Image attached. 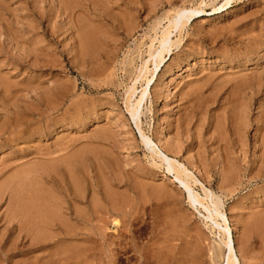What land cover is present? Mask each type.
Segmentation results:
<instances>
[{"label":"rangeland","instance_id":"1","mask_svg":"<svg viewBox=\"0 0 264 264\" xmlns=\"http://www.w3.org/2000/svg\"><path fill=\"white\" fill-rule=\"evenodd\" d=\"M223 4L0 0V192L28 164L71 160V189L85 198L73 205L89 216L72 218L77 241L66 244L77 259L89 248L80 264H224L225 236L150 156L128 112L151 79V41L194 9L203 13L172 34L138 127L204 186L189 179L203 205L212 211L206 190L220 203L238 264H264V0ZM11 203L2 194L0 247L15 233ZM60 245L28 256L47 263ZM2 253L0 264L25 259Z\"/></svg>","mask_w":264,"mask_h":264},{"label":"bare ground","instance_id":"2","mask_svg":"<svg viewBox=\"0 0 264 264\" xmlns=\"http://www.w3.org/2000/svg\"><path fill=\"white\" fill-rule=\"evenodd\" d=\"M228 1L229 0H224V4L219 7V9H222L223 6H226ZM202 13L203 11L198 9L182 12L181 15H177L178 17L169 22V25L164 28L159 38H154L151 41V44L148 47V55L151 59L150 61H152V68L148 69L147 62L144 63V73H150L151 79L146 78L145 87L141 91L140 99H137L133 104H130L128 112L134 120L136 127L138 128L141 142L145 149L150 153V156L157 159L161 165H164L165 170L168 173H175L174 179L186 192L190 204L198 205L206 213L207 219L212 223L214 228L218 229L220 233L222 232V234L225 236V241L222 242L226 250V252H224V264H238V259L236 257L231 239V233L228 226L226 225V219L223 216L224 214L222 215L219 212L220 203H217L216 200L214 201V196L212 193L206 190L205 195L209 200L212 211L211 209L209 210L208 205H203L201 202L203 200H201V198L195 194L196 192H193L189 179H191L194 184H200L203 190L204 186H202V184L187 171L183 164H180L175 157L169 154L170 151L164 150L162 145L154 143L148 136L144 135L138 127V116L140 114L142 103L147 97V90L155 75L163 67L166 55L170 54L172 47L175 45V43L171 40L172 34L177 31H181V29L187 23V20L191 18V14L199 15ZM81 38L84 41V45L88 44V36L84 32L82 33ZM154 41H157V48L154 46ZM133 91L131 96L135 94V91ZM15 126L16 125H14L12 129H9V127L5 126L7 128L5 130H8L9 133H12V130L13 128L15 129ZM0 131L2 132V129H0ZM2 135L3 133H1V136ZM7 139L9 138L4 139V141H9ZM1 147L2 145L0 144V148ZM28 165L25 166V177H13L15 179L17 178V181H13L11 179L7 184L2 181L4 185L1 187L2 191L0 192V198L2 194H8L9 198L12 200V203L15 204L12 209V214H10L11 217L9 216L10 218L7 223L12 226V229L15 230V233L12 234L13 236H11V240L8 242L6 241L4 246L0 247V251L6 256H3L4 254L2 253V257L7 258V260L12 256L18 255L22 256V258L25 257V259H23V261L19 264H57L56 262L61 261L65 262L64 264H80V261L86 262L89 257L87 255L89 254V248H87L86 245L83 248L81 247L82 255L81 258H79L80 260L77 259L75 254L72 252L73 247L66 245H72L71 242L77 241L76 237L78 234L76 233L77 231L74 232L75 228L74 224L71 222L72 218H74L75 223H81L83 225L89 223V216H86L83 211L81 212L76 210L73 205L74 201L83 203L85 198L78 192L77 189V191H73L71 189L72 187L76 186V180L71 175L72 161L67 160L63 163L44 162L42 164L39 163L33 165L31 164L30 166ZM21 172H23V170H21ZM34 174H36V176ZM36 180L38 183H51V190L42 186V183H40L41 186H37V183L35 184L34 182ZM32 182L34 183L32 184ZM16 186H18V188ZM53 192L59 197H56L57 195L55 196ZM111 198L113 197L111 196ZM96 205L97 204H94L93 206ZM65 216H67V218ZM218 218L222 220L224 225L221 226L218 224ZM114 224L117 225V221H114ZM58 244L62 245L59 246V250H54V252H51L48 255L49 259L47 263L43 261L41 262L42 258L38 257L37 255L28 256L31 253L38 251L43 252L50 245L54 246ZM81 246L83 245L81 244ZM75 250L76 249H74V251ZM133 251L136 252L135 249Z\"/></svg>","mask_w":264,"mask_h":264}]
</instances>
